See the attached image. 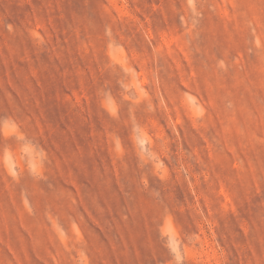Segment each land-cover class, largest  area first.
Segmentation results:
<instances>
[{
  "label": "rangeland",
  "instance_id": "1",
  "mask_svg": "<svg viewBox=\"0 0 264 264\" xmlns=\"http://www.w3.org/2000/svg\"><path fill=\"white\" fill-rule=\"evenodd\" d=\"M0 264H264V0H0Z\"/></svg>",
  "mask_w": 264,
  "mask_h": 264
}]
</instances>
